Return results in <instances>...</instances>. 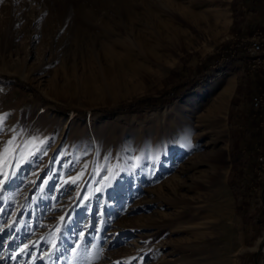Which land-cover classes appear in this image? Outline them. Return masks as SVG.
I'll return each instance as SVG.
<instances>
[{"label": "rangeland", "instance_id": "rangeland-1", "mask_svg": "<svg viewBox=\"0 0 264 264\" xmlns=\"http://www.w3.org/2000/svg\"><path fill=\"white\" fill-rule=\"evenodd\" d=\"M190 1L0 0V264H264V139L231 116L264 81L254 32L196 0L171 40Z\"/></svg>", "mask_w": 264, "mask_h": 264}, {"label": "bare ground", "instance_id": "bare-ground-1", "mask_svg": "<svg viewBox=\"0 0 264 264\" xmlns=\"http://www.w3.org/2000/svg\"><path fill=\"white\" fill-rule=\"evenodd\" d=\"M195 1L196 0H191L188 7L179 8L177 15H170L171 19H167L166 21L161 20V23L166 22L163 25L168 26V24H171V26H173L170 28H174L173 31L170 30L171 40L177 39L181 33V30L175 25L192 24L202 20L203 15L197 10L199 3L198 1L195 3ZM235 83V76L230 74L199 93L198 98H200V100L210 99V101L213 102L208 109L207 115L204 116L201 121L207 129L218 128L220 121L219 113L223 110L222 104L231 98L235 89Z\"/></svg>", "mask_w": 264, "mask_h": 264}, {"label": "crops", "instance_id": "crops-1", "mask_svg": "<svg viewBox=\"0 0 264 264\" xmlns=\"http://www.w3.org/2000/svg\"><path fill=\"white\" fill-rule=\"evenodd\" d=\"M241 7L239 6V10L241 11V36H250L256 30H264V12L261 11L264 9V0H241ZM241 58V57H240ZM242 61V62H241ZM240 63L242 67H244L243 58H241ZM237 63V60L231 62L230 65ZM229 65V67H231ZM228 67V68H229ZM240 65L238 64L237 70ZM240 70H243L241 68ZM260 72H258L259 74ZM262 79H259L261 81ZM257 82V81H256ZM264 81L259 85V89L263 87ZM255 91L253 94H255ZM252 94V95H253ZM247 98V101H239L235 104L234 109L232 110L231 116L236 125V130H241L245 132V137L250 138V144L257 142V138L264 139V129H259L255 125L254 113L255 111L251 107L250 100Z\"/></svg>", "mask_w": 264, "mask_h": 264}, {"label": "built area", "instance_id": "built-area-1", "mask_svg": "<svg viewBox=\"0 0 264 264\" xmlns=\"http://www.w3.org/2000/svg\"><path fill=\"white\" fill-rule=\"evenodd\" d=\"M238 56L245 57L244 70L249 75L261 72L264 74V31L256 30L252 36L242 41ZM242 53V54H241ZM240 54V55H239ZM236 51L229 54V57H235ZM250 104L254 113V119L259 122V127H264V86L251 96Z\"/></svg>", "mask_w": 264, "mask_h": 264}, {"label": "snow or ice", "instance_id": "snow-or-ice-1", "mask_svg": "<svg viewBox=\"0 0 264 264\" xmlns=\"http://www.w3.org/2000/svg\"><path fill=\"white\" fill-rule=\"evenodd\" d=\"M11 144V141L9 142ZM0 184H3V181H0ZM28 245H25V248H27Z\"/></svg>", "mask_w": 264, "mask_h": 264}]
</instances>
